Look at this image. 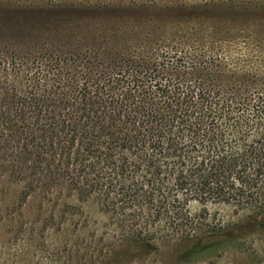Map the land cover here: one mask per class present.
I'll return each instance as SVG.
<instances>
[{"label":"rangeland","instance_id":"1","mask_svg":"<svg viewBox=\"0 0 264 264\" xmlns=\"http://www.w3.org/2000/svg\"><path fill=\"white\" fill-rule=\"evenodd\" d=\"M162 1L0 0V110L6 91L157 98L156 85L171 92L174 84L209 77L228 103L238 93L242 107L241 96L264 91V19L254 28H228L186 3ZM10 144L0 150V264H264V225L206 242L196 254H178L169 242L122 257L114 252L121 231L112 213L68 193L66 177L50 188L32 178L31 159L20 174ZM208 212L236 216L229 206L209 205Z\"/></svg>","mask_w":264,"mask_h":264},{"label":"trees","instance_id":"2","mask_svg":"<svg viewBox=\"0 0 264 264\" xmlns=\"http://www.w3.org/2000/svg\"><path fill=\"white\" fill-rule=\"evenodd\" d=\"M166 1L186 3L228 28H254L264 19V0ZM205 80L174 84L171 92L156 85L157 98L6 91L0 150L13 143L19 166L31 159L32 178L50 188L66 177L68 193L112 213L121 231L118 255L158 251L169 242L178 254L202 252L206 242L234 240L264 225V91L241 96L242 107L238 93L228 103L214 79ZM209 205L229 206L236 216H212Z\"/></svg>","mask_w":264,"mask_h":264}]
</instances>
